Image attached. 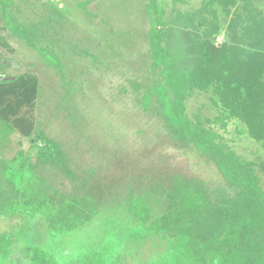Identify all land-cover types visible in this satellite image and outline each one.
I'll return each mask as SVG.
<instances>
[{"label":"trees","instance_id":"obj_1","mask_svg":"<svg viewBox=\"0 0 264 264\" xmlns=\"http://www.w3.org/2000/svg\"><path fill=\"white\" fill-rule=\"evenodd\" d=\"M9 1L0 0V42L7 46L1 32L8 30L28 43L26 26L6 15ZM240 2L241 9L235 0H204L200 8L177 10L168 20L149 3L156 10L148 31L151 82H144L141 103L150 109L155 97L172 141L213 162L225 184L211 187L198 178L173 176L155 193L159 213L148 193H131L125 208L110 214L90 194L67 191L65 180L86 184L61 144L36 128L38 77L25 72L9 78L5 70L11 64L0 63V218L28 226L42 220L49 244L28 243L18 230L0 231V264L11 261L21 244L29 246V264H117L128 244L151 237H159L164 250L144 264H264V160L243 158L209 125L236 121L244 127L239 134L264 148V12L251 0ZM219 7L230 21L225 41L216 43L222 33ZM50 58L45 51L47 65ZM142 85L132 82L135 89ZM194 89L212 90L219 113L214 120L188 117L186 100ZM15 133L29 139L31 149L11 156ZM90 224L100 229L94 245H71L73 235Z\"/></svg>","mask_w":264,"mask_h":264},{"label":"rangeland","instance_id":"obj_2","mask_svg":"<svg viewBox=\"0 0 264 264\" xmlns=\"http://www.w3.org/2000/svg\"><path fill=\"white\" fill-rule=\"evenodd\" d=\"M203 1L7 2V17L13 19V23L26 26L30 41L25 43L3 30L1 35L7 46L0 42V63L11 64L5 70L9 78L25 72L38 77L36 128L61 144L70 167L86 184L83 188L81 182L72 185L65 180L67 191L90 194L101 204V209L110 214L123 210L124 201L131 193H148L150 197L153 195L154 213H159L162 203H158L159 196L155 193L173 176L198 178L211 187L225 186L213 162L168 136L155 108V97L150 109L141 103L145 83L151 82L148 31L150 16L156 10L149 7V3L163 9V20H168L177 10L187 12L200 8ZM235 1L241 9L240 0ZM251 1L264 12V0ZM236 6L231 12L237 10ZM218 11L222 33L216 43H221L226 39L224 30L230 15L221 7ZM3 25L0 12V26ZM45 51L49 52L52 65L45 63ZM132 82L143 85L135 89ZM213 99L212 90L194 89L186 100L188 117L203 122L214 120L219 113ZM209 125L243 158L254 160L261 156L264 160V148L245 133L239 134L244 127L238 122L231 121L226 127ZM11 139V156L17 150L31 149L29 139L17 133ZM261 178L264 188V173ZM15 230L22 233L28 243L49 248L42 220L37 219L28 226L18 219L0 218L1 232ZM98 230L97 225L85 226L73 235L71 245H94ZM163 250L164 242L159 237L131 243L125 247L117 264H144ZM5 264H29V246L19 245L12 260Z\"/></svg>","mask_w":264,"mask_h":264},{"label":"water","instance_id":"obj_3","mask_svg":"<svg viewBox=\"0 0 264 264\" xmlns=\"http://www.w3.org/2000/svg\"><path fill=\"white\" fill-rule=\"evenodd\" d=\"M0 80H5V78H4V77H2V78H0Z\"/></svg>","mask_w":264,"mask_h":264}]
</instances>
